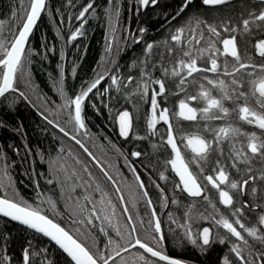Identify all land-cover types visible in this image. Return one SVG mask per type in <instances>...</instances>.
<instances>
[{
    "label": "snow or ice",
    "instance_id": "1",
    "mask_svg": "<svg viewBox=\"0 0 264 264\" xmlns=\"http://www.w3.org/2000/svg\"><path fill=\"white\" fill-rule=\"evenodd\" d=\"M133 3L137 13L149 7L162 8L164 23L161 27L167 25V34L160 40H147L145 39L149 31L147 27H138L136 32L129 30L127 36H121V39L126 43L130 39L133 45L143 44V48L141 55L128 65V74L122 73L116 61L112 60L111 69L83 81L78 89L67 88L64 65H58L59 76L55 88L59 102L38 96L43 107H37L29 96L20 90L18 80L25 76L26 67L30 69L32 57L39 55L38 50L31 46L30 37L42 14L52 16L54 12L61 13V9L50 7L48 0H29L27 5L24 0H14L9 5L11 21L15 24L14 31L5 35L4 21H0V97H5V94L10 92L17 94L7 105L9 111H14L21 100L37 107L39 118L44 124V127H40V132L45 134L51 129L53 141L60 145L57 156L47 160L48 172L36 175L51 177L46 178L45 183L47 185L56 183L61 187L69 180L74 183L77 179L83 180L75 169L69 173L67 166L62 163L64 160L62 154L65 152L62 140L68 138L83 149V152L100 168L106 180L114 186V191L120 194L119 202L123 205L121 213L125 215V223L121 224L116 217L117 204L110 198L106 199L108 193L101 184L96 181L93 189V192L100 193V200L97 202L94 195L88 192V188H92V183L84 181L79 185L85 189L82 198L77 197L73 200L71 196L68 197L69 223L76 227L72 229L64 226L62 217L61 220L55 218L60 215L57 201L51 196H46L40 189L39 180L33 177L35 169L32 162L28 161V157L35 156L36 153L29 146L24 121L21 119L10 122L0 118V131L21 141L19 145L15 142L0 144V193H2L0 218L6 223L16 222L25 233H28L16 264H59L57 252L64 255V264H117L118 261L119 264H188L185 259L169 255L165 246L167 237L148 186L129 156L139 161L146 171L156 172L159 181L166 182L161 186L160 183L153 181L163 207H168L169 203L179 205L176 193L201 198L207 205L203 211L198 209L196 203L184 205L183 222L180 223L173 218L171 212L168 213L170 223L176 225L170 232L177 244L181 246L185 243L191 244L206 254L214 244L219 243L227 245L228 248L227 253L220 258L219 264H264V169L257 172L250 166L253 157H264V138L258 136L256 132H242L240 128L227 122L232 112H238L240 120L264 130V64L257 67L255 63L245 62L237 39L238 35L242 39L250 36L253 29L264 32V7L259 10L255 8L248 10L247 18L241 12L236 21L231 17L209 21L203 16L201 9L224 6L230 3V0H198V3L197 0H180L179 6L171 12L166 10L168 5H162L161 0H133ZM109 4L112 7L104 9L105 14L110 21L113 17L118 21L121 6L115 4L113 0H109ZM259 4L264 6V0H259ZM67 6L73 7V0H67ZM190 7H195L193 14L188 16L184 23L173 26ZM90 10L95 12L94 0L75 16L81 23L74 31L69 29L70 34L67 35L65 46L84 35L86 14ZM157 18H160L159 14ZM68 20L71 22V15L68 16ZM115 31L113 27V40L108 43L106 49L109 54L115 43ZM57 35L61 36V33ZM220 44L223 46L222 50ZM41 46L48 51H56L55 45L48 48L42 43ZM255 49L258 56L264 59V39L257 41ZM120 50L117 45V51ZM59 54L63 61L65 59L63 49ZM221 56L234 58L231 65L227 59L221 63ZM158 70L160 76L156 77L155 73ZM75 72L76 67L73 66L72 73ZM209 74L216 78H210ZM221 75L225 78H219ZM106 77L109 81L108 87L101 93L100 88L103 87L102 82L106 81ZM26 82L31 91L35 92L36 89L31 87L30 71L26 74ZM113 88L117 93L124 95L126 100L138 98L140 102L149 104L145 135H136L134 138L148 140L153 152L149 154L133 150L125 155L123 150L118 149L117 160L122 158L125 167L130 169L133 177L131 184L125 182L126 177L122 176L119 168L115 174L109 171L113 165L110 163L105 165L97 159L80 138L91 137L87 120L88 109L99 113L100 108L94 101L102 95H107L111 100ZM170 88H174L175 91L170 92ZM190 89L194 91L190 92ZM214 92H218V95H214ZM180 94H183L184 98L178 102V111L170 113L164 104L168 102L170 95ZM250 99L254 100L259 111L249 104ZM226 101L236 105V108L226 107ZM194 103L197 106H193ZM201 103L203 107L199 106ZM173 115L177 119L193 122L196 127L189 131L175 127L172 122ZM114 119L118 125L119 135L126 139L130 138L134 126L133 114L124 109L118 111ZM201 121L205 122L203 127H200ZM213 121L226 123L219 127H211L209 122ZM161 122L166 125L163 134H159L157 129ZM240 136L247 137V144L237 147L235 143H231L227 157L230 164L221 163L219 157L224 156L222 143L225 140L234 141ZM153 137L156 138V142H153ZM9 150L21 157V165L29 163L25 175L33 180L37 190L35 199L31 201L24 198L14 184L12 172L17 162L10 160ZM68 151L70 153L71 150ZM162 152L167 153V156L161 161ZM213 154L217 155L215 160L211 159ZM40 156L43 162V150ZM154 156L157 165L162 164L158 171L156 166L144 162L146 159L151 161ZM75 162L81 164L82 171L90 180L95 181L86 164L79 158H76ZM240 165H248L243 175ZM230 169L235 171L236 178H233ZM61 170L65 173L63 179L59 178ZM169 171L178 179L170 180L167 175ZM117 177L121 182H125L124 186L133 200V208L140 200H144L150 209L148 228L143 229V237L131 215ZM168 184L172 185L171 197L167 195ZM132 185H135V189ZM212 190L217 194L215 200L211 196ZM72 191H75V187ZM244 195H248L250 201L243 200ZM218 204L227 210V214L218 207ZM96 221H99V225ZM203 221L210 222L212 227L197 228L193 231V225H199ZM139 223L143 226L144 221L141 219ZM110 233H115V236ZM11 238L10 233L0 230V264H13L15 260L8 254ZM45 238L46 242H34L45 241ZM131 249L142 251H138V254L129 261L122 254H128Z\"/></svg>",
    "mask_w": 264,
    "mask_h": 264
},
{
    "label": "trees",
    "instance_id": "2",
    "mask_svg": "<svg viewBox=\"0 0 264 264\" xmlns=\"http://www.w3.org/2000/svg\"><path fill=\"white\" fill-rule=\"evenodd\" d=\"M14 0H0V21H4L3 31L7 35L10 31H14L15 24L11 21V14L9 11V5L13 3ZM25 5L29 3V0H24ZM49 6L53 9L60 8L61 13H63V22H61V13L54 12L52 16H49L47 13L42 14L41 20L38 22L36 28L34 29L32 37H30V44L33 48L37 49L39 55L32 57V64L30 69L25 68V76H21L18 80V87L21 91H24L29 99L33 101L37 107H43L42 100L37 97H47L48 99L55 100L59 102V96L55 88V82L59 76L58 65H64V72L66 76V86L68 89H78L83 81L95 78L96 75L100 73H106L109 69L113 67L111 61L115 60L119 66V69L125 75L128 74L131 61L140 56L142 53L143 44L133 45L129 39L127 43L121 39V36H127V32L130 30L136 32L138 27H147L148 33L145 37L147 40H160L166 33V27H161V24L164 23L162 19V8H152L141 9L139 13L136 11V6L133 3V0H113L115 4H119L120 14L118 21L116 17H113L110 21L108 16L105 14L104 9L111 8L112 5L109 4V0H94L95 12L92 10L86 14L87 23L84 26V35L78 38L76 41H73L70 44L65 46V41L67 35L70 34L69 29L75 30L76 27H79L81 21L75 19V16L78 15L79 11L82 10L89 2L93 0H73V7L67 6V0H48ZM162 5L167 4V11L171 12L179 6L180 0H161ZM198 3V0H197ZM264 7L255 0H230V3L224 6H217L215 8H205L201 9L203 16H205L209 21L219 20L221 18L231 17L234 21L238 20L240 13L243 12L245 18H247L248 10L255 8ZM195 10V7H190L186 13L178 18L174 22L173 26L182 24L187 19L188 16L192 15ZM158 14L160 18L158 19ZM72 16L71 22L68 20V16ZM116 22V28L119 32L120 40H116V45L119 42L120 51L114 53L111 57V60L108 63L106 68L101 67L103 62L102 57L106 54V43L108 40V28L113 23ZM117 32V31H116ZM57 33H61V36H58ZM10 38V37H9ZM238 47L241 50V55L245 62L255 63L257 67L260 64H264V59L260 58L256 52L255 44L258 40L264 39V32H258L253 29L250 36H245L243 39L238 35ZM46 44L48 48H51L53 45L56 46V51H48L41 45ZM222 50V44L219 45ZM63 49L65 52V59L62 61L60 58V50ZM225 59L228 60L229 65H231L234 58L228 56L220 57V62L222 63ZM73 66L76 67L75 74L72 73ZM106 69V70H105ZM30 71L31 73V87L36 89L35 92H32L29 85L26 82V74ZM251 71V69H249ZM135 75V73H133ZM156 77L160 76L159 70L155 73ZM210 78H216L213 74H209ZM219 78H225L222 75ZM109 81L102 82L103 87L100 88V92L103 93L104 88L108 87ZM175 91L174 88H170V92ZM194 89H190V92ZM214 95H218V92H214ZM17 94L7 93L5 97H2L0 100V118L7 119L10 122L17 120H23L26 126V131L28 133L27 140L29 146L36 153L35 156L30 155L28 161L32 162V167L35 169L33 173L34 179L39 180L40 189L45 193L46 196H51L58 203V208L60 209V215L56 216L57 220H61L62 224L66 227L74 229L76 225H71L69 223V204L70 201L68 197L71 196L72 199L81 197L85 193L84 187L79 185L84 181L92 183V188H88V192L94 195L95 200L98 202L100 200V193L93 192L95 187V182L98 181L103 189L108 193L106 199L110 198L113 203L117 204L116 217L119 218L121 224L125 223V215H122L121 209L123 205L119 202V195L114 191V186L106 180L103 176L100 168L95 165V162L83 152L74 141L63 138L62 143L65 148V152L62 154L64 156L63 164L67 166L68 172L70 173L75 169L79 176L83 180L77 179L75 183L72 180L67 181L63 187L59 184L54 183L53 185H47L45 183V176H37V173H47L48 164L47 160L49 158H55L57 156V149L59 144H57L52 139V131L49 130L48 133L42 134L40 132V127H44L43 122L40 120L37 113V107H33L31 104H28L26 101H19L16 109L14 111H9L7 105L15 98ZM112 99L109 100L107 95H102L96 98L94 101L100 108V112L96 113L91 108L88 109V128L91 134V137H80L89 150L97 157V159L107 164L113 165V168H110L109 171L115 174L117 168H119L123 177H126V183L131 184L133 177L129 168L125 167V161L121 158L119 161L117 157L119 155L118 149L123 150L124 154L127 155L133 150H139L144 153L151 154L153 149L150 146L148 140H136L134 137L136 135H145L146 132V115L149 110V104L146 102H140L138 98H133L131 100H126L124 95L117 93L113 88L111 92ZM184 95L180 94L177 96H169L168 102L164 104V107H167L170 110V113L178 111V102L180 99H183ZM243 101H241V104ZM249 104L256 108L259 111V108L256 106L254 100H249ZM108 105V107H105ZM193 106H197L195 103ZM203 107L201 103L199 105ZM225 106L230 109L236 108V105L231 102L226 101ZM137 107L139 108V122H137ZM124 109L129 110L133 114L134 126L133 131L130 133V138L126 139L119 135L118 125L114 117L117 115L118 111H123ZM172 122L175 127L182 128L185 131L193 130L196 125L193 122H186L182 119H177L174 115L172 117ZM227 122H231L233 126L241 129L242 132H256L258 136L264 138V130H260L256 125H249L247 122L240 120L238 112H232L227 118ZM204 121H201L200 127H203ZM224 121H213L209 122L211 127L222 126ZM39 126V127H37ZM158 133L163 134L166 131V125L161 122L158 126ZM209 138H211L209 136ZM153 142H156V138H152ZM20 144L21 141L18 138L12 137L10 134L0 131V144L13 143ZM247 137L240 136L234 141L225 140L221 147L224 151V156L219 157L221 163H228L227 157L231 150V143H235L237 147L240 145L247 144ZM71 150L70 153L68 150ZM41 150L44 152V160L41 161ZM247 150V149H246ZM50 154V155H49ZM10 160L16 161V166L12 172L14 177V184L19 190L20 194L28 199L33 200L36 196V189L33 183V180H30L25 171L29 168V163L25 162L21 165V157L13 154L11 150L8 151ZM23 155V151H21ZM167 156V153H163L160 156L162 161ZM76 158H79L83 164H86L95 178V181L90 180L89 177L82 171L81 164L76 163ZM217 158L216 154H213L211 157L212 160ZM130 160L135 162V166L139 172L142 173V179L145 181L146 185L151 194L154 206L157 209V215L162 221V229L167 237L165 246L169 255L174 258H182L188 261V264H219L220 258L227 253V245H221L219 243L214 244L209 251L205 254L200 252V250L191 244L185 243L183 246L176 243L173 239L170 229L176 228L175 224H171L169 220L168 213L173 214V218L177 220L178 223L183 222V213L185 211L184 205L190 203H196L198 209L203 211L207 205L201 198H191L188 197L186 193H176L177 198L180 203L177 204H168V207H163L161 201L158 199V190L154 187L153 181L160 183L161 186L165 185V181H159L156 176V172L146 171L140 164L139 161L135 158L130 157ZM147 164L157 167V171L162 167L157 165L156 157L154 156L151 161L145 160ZM248 165H240L241 174ZM250 166L258 172L260 169H264V157L255 156L251 160ZM233 178H236L235 171L231 170ZM207 174V173H206ZM167 175L172 181L177 180L178 178L172 172H168ZM65 173L61 170L59 178L63 179ZM246 178V177H245ZM117 182L120 184L123 189L122 194L125 197V200L128 203V206L131 211V215L134 218V221L137 224V228L140 231V235L143 237V229L148 228V220L150 219V209L146 206L144 200H140L136 207H132V197L129 195V191L125 188V182H121L120 178L117 177ZM75 187V191H72V188ZM135 189V185H132ZM171 184L167 185V195L171 197L173 195L171 191ZM210 187V186H209ZM2 194V193H0ZM138 196L139 194L136 193ZM211 196L215 200L217 194L214 190L211 191ZM245 201H250L248 195L242 197ZM91 207V205H89ZM218 207L222 211L224 209L222 205L218 204ZM210 211V209H209ZM253 220L255 216L252 217ZM144 221L143 226L140 225V220ZM96 224L99 225V221H96ZM202 227H212L210 222L203 221L199 225H193V231H196L197 228L202 229ZM0 230L5 231L11 234V240L8 244V254L15 258L13 264H16V260H19L21 254V247L26 243V237L28 233H25L21 226L16 223L8 221L7 223L3 218H0ZM215 233V228L213 229ZM223 231V230H221ZM115 236V233H110ZM36 243H42L45 241H34ZM102 246V245H101ZM137 249H132L128 254L125 255V258L129 261L132 260L134 256L138 254ZM56 258L59 261V264H64V255H61L59 252L56 254ZM119 264V261L117 262Z\"/></svg>",
    "mask_w": 264,
    "mask_h": 264
},
{
    "label": "rangeland",
    "instance_id": "3",
    "mask_svg": "<svg viewBox=\"0 0 264 264\" xmlns=\"http://www.w3.org/2000/svg\"><path fill=\"white\" fill-rule=\"evenodd\" d=\"M113 27H115L116 31H115V43H116V40H120V36H119V32L116 28V22L114 24V19H113V23H111V25L109 26L108 28V40H107V43H106V49H107V46H108V43L111 42L113 40ZM114 43L113 45V48H112V51L111 53L109 54L108 52H106L105 56L102 57V60L103 62L101 63V67L102 68H106L108 66V63L109 61L111 60V57L114 55V53L116 52V49H117V45H119V42L117 43V45ZM106 70V69H105Z\"/></svg>",
    "mask_w": 264,
    "mask_h": 264
},
{
    "label": "water",
    "instance_id": "4",
    "mask_svg": "<svg viewBox=\"0 0 264 264\" xmlns=\"http://www.w3.org/2000/svg\"><path fill=\"white\" fill-rule=\"evenodd\" d=\"M255 1H258V2H259V0H255ZM38 22H39V21H38ZM37 24H38V23H37ZM6 94H7V93H6ZM6 94H5V95H6ZM1 98H2V97H0V100H1ZM10 222H11V221H10ZM13 223H16V222H13ZM16 224H17V223H16ZM45 239H46V238H45ZM131 250H132V249H131Z\"/></svg>",
    "mask_w": 264,
    "mask_h": 264
}]
</instances>
